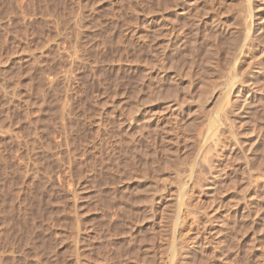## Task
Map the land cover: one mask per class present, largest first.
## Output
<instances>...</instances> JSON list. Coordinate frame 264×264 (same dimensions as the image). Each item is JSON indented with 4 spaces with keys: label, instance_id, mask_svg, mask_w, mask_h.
<instances>
[{
    "label": "rangeland",
    "instance_id": "1",
    "mask_svg": "<svg viewBox=\"0 0 264 264\" xmlns=\"http://www.w3.org/2000/svg\"><path fill=\"white\" fill-rule=\"evenodd\" d=\"M0 264H264V0H0Z\"/></svg>",
    "mask_w": 264,
    "mask_h": 264
},
{
    "label": "bare ground",
    "instance_id": "2",
    "mask_svg": "<svg viewBox=\"0 0 264 264\" xmlns=\"http://www.w3.org/2000/svg\"><path fill=\"white\" fill-rule=\"evenodd\" d=\"M196 1V0H195ZM165 2V1H164ZM169 5V4H168ZM211 9V8H210ZM214 9V8H213ZM251 10V9H250ZM229 29V28H228ZM249 31V30H248ZM232 34V33H231ZM214 38V37H213ZM211 39V38H210ZM216 39V38H215ZM231 40V39H230ZM243 40V39H242ZM206 42V41H205ZM215 42H217L216 40H215ZM213 43V42H212ZM251 44V43H250ZM233 46V45H232ZM214 47V46H213ZM234 47V46H233ZM231 51H232V49H231ZM217 52V51H216ZM214 53V52H213ZM210 57V56H209ZM230 57V56H229ZM219 58V57H218ZM214 59V58H213ZM215 61V60H214ZM217 64V63H216ZM227 71V70H226ZM209 72V71H208ZM233 74V73H232ZM220 75V74H219ZM212 76V75H211ZM214 80V79H213ZM214 82V81H213ZM215 83V82H214ZM220 83V82H219ZM247 84V83H246ZM215 86V85H214ZM220 90V89H219Z\"/></svg>",
    "mask_w": 264,
    "mask_h": 264
}]
</instances>
